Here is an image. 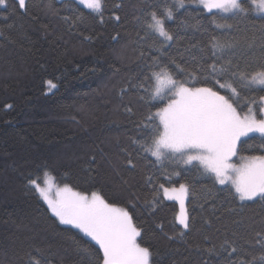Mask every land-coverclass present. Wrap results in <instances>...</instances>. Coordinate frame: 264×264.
Segmentation results:
<instances>
[{"label": "trees", "instance_id": "trees-1", "mask_svg": "<svg viewBox=\"0 0 264 264\" xmlns=\"http://www.w3.org/2000/svg\"><path fill=\"white\" fill-rule=\"evenodd\" d=\"M165 4L173 0H104L102 15L76 0H29L25 15L0 9V264H30L29 254L89 264L94 242L60 225L29 185L44 170L128 208L151 264H261L264 202H241L198 167L144 152V124L156 108L138 85L154 62L256 68L264 63V17L229 15L219 29L218 16L189 4L166 22L173 40L164 41L147 23ZM213 42L224 51L213 56ZM161 184L187 186L188 229Z\"/></svg>", "mask_w": 264, "mask_h": 264}, {"label": "snow or ice", "instance_id": "snow-or-ice-1", "mask_svg": "<svg viewBox=\"0 0 264 264\" xmlns=\"http://www.w3.org/2000/svg\"><path fill=\"white\" fill-rule=\"evenodd\" d=\"M78 3L103 14L104 0ZM189 4L212 14L213 20L250 13L264 17V0H173V5L163 6L162 14L150 13L147 28L164 41H172L166 22L172 21L179 9L189 12ZM28 7L29 0H0V9L12 14L25 15ZM225 47L213 42L212 55ZM198 67L199 71L189 70L174 60L154 62L149 75L141 80V99L156 108L146 117L150 123L144 127L150 132L141 149L156 161L175 160L203 169L215 183L228 186L241 202H264V63L254 69H241L231 61ZM256 141L259 154L250 151ZM175 174L180 175L178 171ZM28 182L60 225L77 229L94 242L89 264H151L152 252L143 245L142 229L128 208L110 202L98 190L79 191L69 183L60 186L47 170L42 181L37 174ZM160 189L164 199L179 203L176 222L188 229L186 186L161 184ZM236 251L233 247L232 252ZM29 261L48 264L31 254Z\"/></svg>", "mask_w": 264, "mask_h": 264}, {"label": "rangeland", "instance_id": "rangeland-1", "mask_svg": "<svg viewBox=\"0 0 264 264\" xmlns=\"http://www.w3.org/2000/svg\"><path fill=\"white\" fill-rule=\"evenodd\" d=\"M77 2H78V0H76ZM83 6V5H82ZM228 17V16H227ZM227 17H225V18H223V19H221L220 18V16H218V18L216 19V21H215V25H216V27L217 28H219V29H223V28H225V27H227ZM217 25H219V27L217 26ZM162 38V37H161ZM154 158V157H153ZM158 162H160V163H162L163 161H158ZM177 162V161H176ZM180 163V162H179ZM181 165H183V166H190V165H184V164H182V163H180ZM200 169V168H199ZM200 173H201V175L202 176H208L207 174H205L204 172H203V169H200ZM52 175V174H51ZM42 179H43V174H42V176H41V181H42ZM57 183V182H56ZM58 184V183H57ZM60 186H63V184H59ZM185 185V184H184ZM219 185V184H218ZM186 186V185H185ZM219 186H221V185H219ZM172 187H179V185H177V186H172ZM186 188H187V186H186ZM161 195L163 196V191H162V189H161ZM187 196H188V188H187ZM167 200V199H166ZM186 200H187V197H186V199H185V208H186ZM170 201H174V202H176L177 203V206H178V211H177V214H176V217H177V215L179 214V211H180V207H179V203L177 202V201H175V200H170ZM179 225V224H178ZM180 226V228L182 229V230H185L181 225H179ZM83 234V233H82Z\"/></svg>", "mask_w": 264, "mask_h": 264}]
</instances>
